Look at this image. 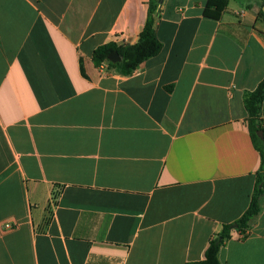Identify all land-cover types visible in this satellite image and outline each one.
Segmentation results:
<instances>
[{"label":"crops","instance_id":"obj_1","mask_svg":"<svg viewBox=\"0 0 264 264\" xmlns=\"http://www.w3.org/2000/svg\"><path fill=\"white\" fill-rule=\"evenodd\" d=\"M149 1L0 0V264L203 261L248 209L264 2L159 0L161 53L130 75L96 66L98 47L138 42ZM234 225L221 263L264 264V198Z\"/></svg>","mask_w":264,"mask_h":264},{"label":"trees","instance_id":"obj_2","mask_svg":"<svg viewBox=\"0 0 264 264\" xmlns=\"http://www.w3.org/2000/svg\"><path fill=\"white\" fill-rule=\"evenodd\" d=\"M226 4L227 0H218L216 2V7L218 10H223ZM159 7V0L149 1L148 18L139 35L137 43L122 46H117L114 43L102 45L93 53L94 64L100 66L107 63L109 66L117 68L124 75H130L142 63L157 57L163 49V43L159 40L156 33V21ZM259 16L264 19V12L260 11ZM112 52H117L119 54L121 57L120 63L114 64L108 60V56ZM243 102L248 113L247 122L250 137L261 156V165L257 172L256 187L250 205L246 212L233 223L237 224V229L244 233L256 222L262 210L264 198V139L258 136L259 131L264 132V120L261 118V110L264 102V79L254 91H248L244 94ZM232 225H226L222 233L211 240L206 251L205 260L187 264H222L219 259L220 249L223 244L231 238Z\"/></svg>","mask_w":264,"mask_h":264},{"label":"water","instance_id":"obj_3","mask_svg":"<svg viewBox=\"0 0 264 264\" xmlns=\"http://www.w3.org/2000/svg\"><path fill=\"white\" fill-rule=\"evenodd\" d=\"M162 1V0H160ZM263 12H264V6H263ZM108 60L111 62V63H120L121 62V57L119 56V54L117 52H112L109 54L108 56ZM258 136L261 138V139H264V132L263 131H259L258 132ZM233 228H237V224H235L233 226Z\"/></svg>","mask_w":264,"mask_h":264},{"label":"built area","instance_id":"obj_4","mask_svg":"<svg viewBox=\"0 0 264 264\" xmlns=\"http://www.w3.org/2000/svg\"><path fill=\"white\" fill-rule=\"evenodd\" d=\"M263 126H264V123H263ZM56 203H57V200L56 199H53L50 203V210L53 211L56 207ZM4 230H10V229H13L14 228V225L11 224V223H6L4 224Z\"/></svg>","mask_w":264,"mask_h":264}]
</instances>
